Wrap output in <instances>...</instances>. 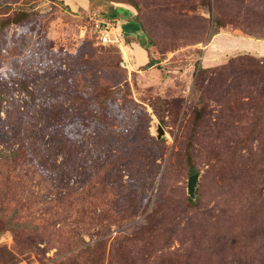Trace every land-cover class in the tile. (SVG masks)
Returning <instances> with one entry per match:
<instances>
[{"label": "rangeland", "instance_id": "1", "mask_svg": "<svg viewBox=\"0 0 264 264\" xmlns=\"http://www.w3.org/2000/svg\"><path fill=\"white\" fill-rule=\"evenodd\" d=\"M238 36L264 40V0H0V264H264Z\"/></svg>", "mask_w": 264, "mask_h": 264}, {"label": "crops", "instance_id": "2", "mask_svg": "<svg viewBox=\"0 0 264 264\" xmlns=\"http://www.w3.org/2000/svg\"><path fill=\"white\" fill-rule=\"evenodd\" d=\"M77 0H72V3H76ZM240 44V45H237ZM242 46H245L244 49H247L248 53L251 55L256 56L257 58H264V40L260 41V40H254V39H249L247 37H235L234 40L230 41V46L226 47V50H230L232 52V50H235L237 48H243ZM141 50V51H140ZM138 52L140 55H142L143 50L142 48L140 49ZM218 55V54H217ZM146 59L143 60V63L146 62Z\"/></svg>", "mask_w": 264, "mask_h": 264}, {"label": "built area", "instance_id": "3", "mask_svg": "<svg viewBox=\"0 0 264 264\" xmlns=\"http://www.w3.org/2000/svg\"><path fill=\"white\" fill-rule=\"evenodd\" d=\"M96 16V14H94ZM111 22L104 19V18H96L95 24H94V32L97 34L98 37H100V40H102L104 43L108 41L107 36L105 35L106 28Z\"/></svg>", "mask_w": 264, "mask_h": 264}, {"label": "water", "instance_id": "4", "mask_svg": "<svg viewBox=\"0 0 264 264\" xmlns=\"http://www.w3.org/2000/svg\"><path fill=\"white\" fill-rule=\"evenodd\" d=\"M163 131L160 128V135L159 138L162 136ZM198 174H194L190 177L189 182H188V192L190 196H194L195 194V190H196V184H197V180H198Z\"/></svg>", "mask_w": 264, "mask_h": 264}, {"label": "trees", "instance_id": "5", "mask_svg": "<svg viewBox=\"0 0 264 264\" xmlns=\"http://www.w3.org/2000/svg\"><path fill=\"white\" fill-rule=\"evenodd\" d=\"M52 2L54 1V0H51ZM104 18V17H103ZM105 19H106V17H105ZM108 20H110V19H108ZM135 21H133L137 26H139V28H140V30L143 32V33H145L144 31H143V29H142V27H141V24L136 20V19H134ZM112 21V20H111ZM146 35V34H145ZM146 37H147V40H148V45H145L144 44V48L146 49V51H148V48H149V45H150V41H149V38H148V36L146 35ZM194 175V174H193Z\"/></svg>", "mask_w": 264, "mask_h": 264}]
</instances>
